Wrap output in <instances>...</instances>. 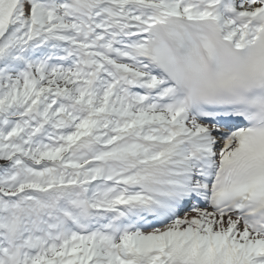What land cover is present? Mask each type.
Instances as JSON below:
<instances>
[{"label":"snow or ice","instance_id":"obj_1","mask_svg":"<svg viewBox=\"0 0 264 264\" xmlns=\"http://www.w3.org/2000/svg\"><path fill=\"white\" fill-rule=\"evenodd\" d=\"M0 264H264V0H0Z\"/></svg>","mask_w":264,"mask_h":264}]
</instances>
